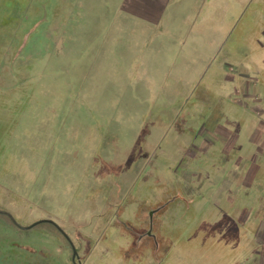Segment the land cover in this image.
Listing matches in <instances>:
<instances>
[{"label": "rangeland", "instance_id": "rangeland-1", "mask_svg": "<svg viewBox=\"0 0 264 264\" xmlns=\"http://www.w3.org/2000/svg\"><path fill=\"white\" fill-rule=\"evenodd\" d=\"M135 1L0 0V210L81 264H264V0ZM71 257L0 215V264Z\"/></svg>", "mask_w": 264, "mask_h": 264}, {"label": "crops", "instance_id": "crops-1", "mask_svg": "<svg viewBox=\"0 0 264 264\" xmlns=\"http://www.w3.org/2000/svg\"><path fill=\"white\" fill-rule=\"evenodd\" d=\"M142 1L143 0H141V1H135L133 3L134 5L137 6V9H136V7H134L131 4L132 7H133V11L131 12L132 15H130V17H132V18H130L131 21L139 22V17H133V16H142L143 14H150V15H152V17H154V15L158 12L159 5L156 4L157 0H150L151 2H148V4L149 3L150 4L146 7V10L145 11L143 10V8L145 6L139 7V3L142 2ZM187 1H189V0H182V1L181 0H176V1H174V2H176V3L173 4L174 6L181 5L180 7L178 6L177 10L175 9V7L173 8V12H175V14L177 16V19H178V22L181 20L182 13H184L186 11V9H185L184 12H182L181 10H182V8L185 7V2H187ZM125 2H126V0H123V3L121 5L119 4L120 7L121 6H125L126 5ZM113 6H116V5L114 4ZM115 8L116 7H114V10H115ZM179 11H181V14H179ZM118 13H120L119 10H118ZM152 20H154V19H151V21Z\"/></svg>", "mask_w": 264, "mask_h": 264}, {"label": "water", "instance_id": "water-1", "mask_svg": "<svg viewBox=\"0 0 264 264\" xmlns=\"http://www.w3.org/2000/svg\"><path fill=\"white\" fill-rule=\"evenodd\" d=\"M0 215L7 216L11 220V222L13 224H15L16 226H18L22 230L32 229V228L36 227L37 225H40V224H43V223L53 225L59 232H61L63 234V236L68 240L69 244L71 245V248H72V259H73V261H77L78 264H81L79 254H78L75 246L72 244V242L69 239V237L62 231V229L55 222H53L52 220H40V221H38V222L30 225V226L21 227V226L18 225L17 221L14 219V217L10 213H7V212H4V211L0 210ZM147 234L150 235L151 233L148 232Z\"/></svg>", "mask_w": 264, "mask_h": 264}, {"label": "flooded vegetation", "instance_id": "flooded-vegetation-1", "mask_svg": "<svg viewBox=\"0 0 264 264\" xmlns=\"http://www.w3.org/2000/svg\"><path fill=\"white\" fill-rule=\"evenodd\" d=\"M71 262H72V264H78L77 261H73L72 257H71Z\"/></svg>", "mask_w": 264, "mask_h": 264}, {"label": "trees", "instance_id": "trees-1", "mask_svg": "<svg viewBox=\"0 0 264 264\" xmlns=\"http://www.w3.org/2000/svg\"><path fill=\"white\" fill-rule=\"evenodd\" d=\"M51 225V224H50ZM53 226V225H52Z\"/></svg>", "mask_w": 264, "mask_h": 264}]
</instances>
